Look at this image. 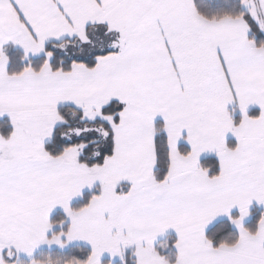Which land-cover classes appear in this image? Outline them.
Instances as JSON below:
<instances>
[{
    "label": "snow or ice",
    "instance_id": "6c2138e0",
    "mask_svg": "<svg viewBox=\"0 0 264 264\" xmlns=\"http://www.w3.org/2000/svg\"><path fill=\"white\" fill-rule=\"evenodd\" d=\"M0 264H264V0H0Z\"/></svg>",
    "mask_w": 264,
    "mask_h": 264
}]
</instances>
